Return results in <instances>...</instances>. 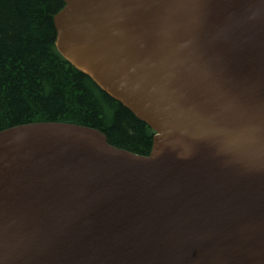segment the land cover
I'll list each match as a JSON object with an SVG mask.
<instances>
[{
	"label": "water",
	"instance_id": "1",
	"mask_svg": "<svg viewBox=\"0 0 264 264\" xmlns=\"http://www.w3.org/2000/svg\"><path fill=\"white\" fill-rule=\"evenodd\" d=\"M57 52L154 133L0 131V264H264V0H62Z\"/></svg>",
	"mask_w": 264,
	"mask_h": 264
},
{
	"label": "trees",
	"instance_id": "2",
	"mask_svg": "<svg viewBox=\"0 0 264 264\" xmlns=\"http://www.w3.org/2000/svg\"><path fill=\"white\" fill-rule=\"evenodd\" d=\"M63 7L62 0H0V131L72 123L148 156L153 131L57 52L53 17Z\"/></svg>",
	"mask_w": 264,
	"mask_h": 264
}]
</instances>
